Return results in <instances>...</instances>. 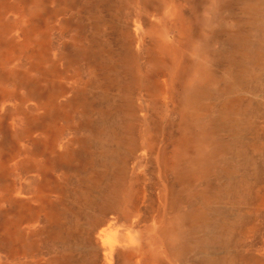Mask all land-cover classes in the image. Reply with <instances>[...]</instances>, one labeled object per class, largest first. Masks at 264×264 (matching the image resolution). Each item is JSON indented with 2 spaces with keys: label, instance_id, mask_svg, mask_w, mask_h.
I'll return each instance as SVG.
<instances>
[{
  "label": "rangeland",
  "instance_id": "1",
  "mask_svg": "<svg viewBox=\"0 0 264 264\" xmlns=\"http://www.w3.org/2000/svg\"><path fill=\"white\" fill-rule=\"evenodd\" d=\"M210 262L264 264V0H0V264Z\"/></svg>",
  "mask_w": 264,
  "mask_h": 264
},
{
  "label": "bare ground",
  "instance_id": "2",
  "mask_svg": "<svg viewBox=\"0 0 264 264\" xmlns=\"http://www.w3.org/2000/svg\"><path fill=\"white\" fill-rule=\"evenodd\" d=\"M214 23H215V22H214ZM216 24H217V22H216ZM138 32H139V31H138ZM205 93H206V91H205ZM194 95H195V94H194ZM221 102H222V101H221ZM142 106H143V105H142ZM227 111H228V110H227ZM246 114H247V113H246ZM224 154H225V153H224ZM238 188H239V187H238ZM191 190H192V189H191ZM191 190H190V191H191ZM198 201H199V198H198ZM169 213H170V212H169ZM105 223H106V222H105ZM150 235H151V234H150ZM116 237H117V236H116ZM179 238H180V235H178V234L174 236V239H175V240H179ZM171 245H172V244H171ZM192 247H193V246H192ZM191 251H192V250H191ZM217 255H218V254H217ZM185 264H186V263H185ZM209 264H213V263L210 262Z\"/></svg>",
  "mask_w": 264,
  "mask_h": 264
}]
</instances>
